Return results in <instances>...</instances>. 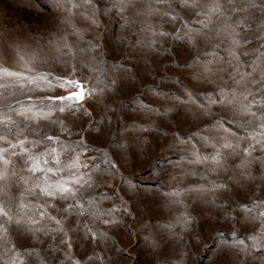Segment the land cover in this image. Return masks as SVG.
Returning a JSON list of instances; mask_svg holds the SVG:
<instances>
[{
	"label": "rangeland",
	"instance_id": "obj_1",
	"mask_svg": "<svg viewBox=\"0 0 264 264\" xmlns=\"http://www.w3.org/2000/svg\"><path fill=\"white\" fill-rule=\"evenodd\" d=\"M197 2L200 7L183 9L177 7V0L160 4L156 0H137L135 7L121 13L111 8L112 0H92L97 20L92 24L85 18L92 9L83 6L84 0H70L63 9L56 6L57 0H0V30L20 36L27 44L22 54L30 55L33 50L39 54L36 70L49 73L54 85L55 77L72 73L84 88V100L79 103L82 111L53 112L50 120L38 122V134L28 133L30 138L53 135L59 136L61 142L83 144L81 160L89 168L81 167V171L98 166L90 172L96 186L88 190L87 196L94 197L102 208L112 209L110 217L97 219L87 214L69 215L63 211L65 202H55L49 212L57 218L66 217L62 223L67 238L57 231L33 235L25 231L23 222L5 224L8 232L6 240L0 239V264H264V247L253 246L255 241L249 236L256 233L251 231V225L244 226L242 219L245 208L264 200V180L238 178L235 165L240 156L228 157L226 171H211V162H190L194 150L200 154L213 152L201 137L242 134L237 128L241 117L232 107L201 108L200 103L207 104L206 97L216 96L220 88L235 87L233 69L250 71L248 65L264 53V10L250 8L231 13L227 22H240L236 31L241 44L230 56L232 29L224 30V16H213L209 29L202 34L204 38L195 45H189L185 38H176L177 30L186 37L200 29L204 17L196 13L207 11L205 6L214 0ZM221 2L227 8L228 0ZM244 2L232 0L233 4ZM72 3L82 6L72 8L73 15L69 17ZM169 3L170 15L150 12L148 8L152 5L165 9ZM171 13L181 19L173 21ZM66 18L80 30L82 39L71 35L72 27L64 23ZM161 31L168 34L162 36ZM60 37L67 40L75 56L62 55L66 49L56 51ZM151 41L156 43L147 47ZM88 42L97 47L88 50ZM80 48L85 52L80 53ZM207 60L214 61L209 65L214 71L208 82L195 78ZM0 64L14 67L2 58ZM262 74L264 60L254 78L258 80ZM112 80L124 81L125 86L114 91ZM29 87L12 94V90L3 91L0 107L15 108L17 101L29 103L25 95H32L35 100L40 92L29 93ZM251 87L255 91L256 86ZM92 89L95 91L90 92ZM48 91L64 89L53 87L44 94ZM189 91L197 103L182 104L177 100V96L187 99ZM168 109L172 111L166 112ZM13 119L15 128H23L22 118L13 114ZM58 120L71 130V136L60 131ZM217 120L223 122V128L211 127ZM29 127L36 129L37 125ZM230 138L235 142V137ZM246 143L242 141V147ZM262 155L264 150L256 146L252 153L253 175L258 176L260 165L255 161ZM108 161L115 165L114 169ZM9 171H15L16 177L6 190L8 195H0V200L13 215L23 188L16 179L27 173L16 158H12ZM213 184L224 186L214 188ZM200 187L208 191H191ZM103 219L114 222L105 225ZM0 223H4V218L0 217ZM85 225L97 233L95 238ZM50 227L55 228V223L51 222ZM241 241L245 246L242 254L227 247L234 242L239 246ZM13 245L15 255L10 251Z\"/></svg>",
	"mask_w": 264,
	"mask_h": 264
},
{
	"label": "snow or ice",
	"instance_id": "obj_2",
	"mask_svg": "<svg viewBox=\"0 0 264 264\" xmlns=\"http://www.w3.org/2000/svg\"><path fill=\"white\" fill-rule=\"evenodd\" d=\"M68 2L70 0H57L56 6L63 9L65 3ZM164 2L166 0H156L157 4ZM136 3L137 0H112L111 8L122 13L129 8L135 7ZM81 6L80 4L72 3L68 8L69 17L73 15L72 8ZM83 6L92 9L91 14L85 18L92 24H96L95 5L92 0H84ZM177 7L195 9L200 7V5L197 0H177ZM205 7H207V11L201 10L196 13L197 16L204 17L200 21L202 27L195 29L191 35L186 37H181L179 30H177L176 38H185L189 45H195L197 40L204 38L202 34L205 29H209L212 17L224 16V30L232 29V32L229 33L232 45L229 55L234 56L236 54L235 49L241 44V40L238 38L239 33L236 31V26L240 22L228 23L231 13L237 11L246 12L250 8L264 10V0H245L243 4H233L232 0H228L227 8L224 7L221 0H214L210 6ZM148 8L150 12L163 11L165 15H170L172 5L169 3L168 8L165 9L153 8L152 5H148ZM124 19L125 24H127V18ZM171 19L175 21L181 19V17L171 13ZM64 23L72 27L71 35L76 36L78 39L83 38L80 30L71 25L70 18H66ZM219 33L220 30L217 29V35ZM167 34L163 31L160 32L162 36ZM261 37H264V30L261 31ZM60 41L61 43L58 44L56 51L61 52L62 49H66L67 51L63 52L62 55H76L64 37H60ZM155 43V41H151L147 47H152ZM24 47H27V44L19 35H14L11 31L0 30V58L14 65V67H5L0 64V80L4 81L0 83V95H2L3 91L8 90H12L10 93L12 94L15 91L23 90L26 86H31L28 89L29 93H34L37 90L40 92V95L36 96L35 100H33L32 95H25V99L29 103L17 101L15 108L11 105H8L6 109L0 107V195H8L6 190L11 187L12 178L16 177L15 171H9L12 158L20 160L24 172L27 173V175H21L16 179L17 184L23 185L20 191V200L17 204V213L10 215L11 208L7 207L3 200H0V217L4 218V223H0V239L6 240L7 238L8 228L5 227V224H20L22 222L25 225V231L33 235L38 232L57 231L63 232L65 238H67L68 232L65 231L62 223V220L66 219V217L57 218V216L51 215L49 212V208L55 202H65L66 207L62 205L63 211L69 215L78 214L83 216L87 214L97 219L104 216L110 217L112 209L106 210L102 208L94 197L87 196L88 190L96 186V181L90 172L95 171L98 166L93 165L90 171H81V167L89 168V165L81 160V154L85 150L83 144L79 141L61 142L59 136L53 135H44L39 139L30 138L28 133L38 134L40 130L38 122L50 120L53 112L68 111L74 113L82 111L79 102L84 99V88L81 81L73 78L72 73L55 77L56 83L54 85L53 78L49 73L39 72L34 66L41 59L39 54L33 50L30 55L26 56V54H22ZM96 47L97 45L88 42V50ZM261 47L264 48V45ZM78 51L83 53L85 49L80 48ZM92 59L94 60L95 57H92ZM261 60H264V53L258 55L248 65L251 69L250 71L240 72L238 67L234 68L231 79L235 87L230 89L220 88L216 96L206 97L207 104L200 103L201 108H205L208 105H227L232 107L234 112L241 117L242 122L237 124V128L242 134L237 137L235 133H229L214 139L201 137L206 144L213 148V152L200 154L194 150L191 163L204 164L211 162L213 164L211 171L215 172L217 169L226 171L228 157L240 156L239 163L235 165L238 170V178L252 182L258 178L264 180V155L255 161L260 165L258 176L253 175L254 158L252 157L256 146L264 150V74L258 80L254 78ZM213 62L211 60L204 61L202 72L198 73L195 78L208 82V77L214 71L209 67ZM188 66L191 67V65ZM89 67L92 71H95L94 66L89 65ZM237 76L239 77L238 79L236 78ZM111 84L114 91L125 86L124 81L112 80ZM251 86H256L255 91H253ZM53 87L64 89V91H48L46 95L44 94L46 90H50ZM94 91L95 89L90 90V92ZM256 96H259V98H255ZM177 100L182 104L197 103L190 91L187 93V99L177 96ZM170 111L172 109L166 110V112ZM13 114L22 118L20 123L23 124V128H15L16 121L13 119ZM57 122L61 125L60 131L62 133H67L69 136L72 135L71 130L63 126L64 122L62 120ZM31 124H36V129L30 128ZM211 127L223 128V122L217 120ZM224 132L228 133V129H224ZM230 136L235 137V142ZM242 141L247 142L246 146L242 147ZM108 163L111 168H115V165L111 164L110 161ZM222 186L224 185L213 184L214 188ZM191 191L203 194L208 189L200 187L193 188ZM29 196L35 197V201L27 200ZM69 201L71 203H68ZM125 211H127L126 208ZM245 213L242 216L244 226L251 225V231L256 233V235L249 236V239L255 241L253 246L264 247V200L254 201L250 208H245ZM253 213L256 214L253 215ZM51 222L55 223V228L50 227ZM112 222L114 221L109 219L102 220L105 225ZM85 228L92 238L96 237V232L88 228L87 225H85ZM99 235L103 237L104 233ZM68 247H71V245L69 244ZM227 247L236 250L237 255L245 252V246L242 241L239 242V246L234 242ZM10 251H13L15 255L14 245ZM74 264H79V261H75Z\"/></svg>",
	"mask_w": 264,
	"mask_h": 264
},
{
	"label": "water",
	"instance_id": "obj_3",
	"mask_svg": "<svg viewBox=\"0 0 264 264\" xmlns=\"http://www.w3.org/2000/svg\"><path fill=\"white\" fill-rule=\"evenodd\" d=\"M83 100H84V99H83ZM83 100H82V101H83ZM82 101H80L79 103H81Z\"/></svg>",
	"mask_w": 264,
	"mask_h": 264
}]
</instances>
